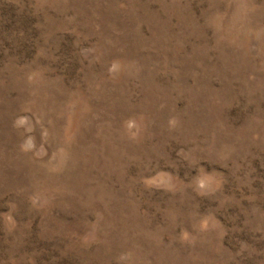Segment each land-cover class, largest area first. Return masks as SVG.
<instances>
[{"label": "rangeland", "instance_id": "374dc122", "mask_svg": "<svg viewBox=\"0 0 264 264\" xmlns=\"http://www.w3.org/2000/svg\"><path fill=\"white\" fill-rule=\"evenodd\" d=\"M0 264H264V0H0Z\"/></svg>", "mask_w": 264, "mask_h": 264}]
</instances>
